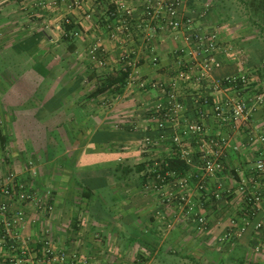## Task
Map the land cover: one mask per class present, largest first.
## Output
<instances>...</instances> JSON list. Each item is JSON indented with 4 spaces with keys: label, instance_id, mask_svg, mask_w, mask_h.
Returning <instances> with one entry per match:
<instances>
[{
    "label": "crops",
    "instance_id": "0c3cea01",
    "mask_svg": "<svg viewBox=\"0 0 264 264\" xmlns=\"http://www.w3.org/2000/svg\"><path fill=\"white\" fill-rule=\"evenodd\" d=\"M248 2L250 0H184L182 11L184 15L195 18L205 30L218 29L224 46L233 45L237 51V38L240 35L248 36L255 32L259 34L248 12L246 5ZM108 3L107 0H79V3L77 0H23L19 3L20 6L10 3L5 10L3 9L5 11L3 15L6 14L8 19H19L30 16L29 13L32 14L34 11L35 15L47 20L40 26L42 28H37V31L44 35H50L49 24L55 25L59 35H65L67 29L65 20H70L74 25L72 31L79 30L82 35L84 32L89 33V49L97 42L104 46L105 61L108 60L105 65L109 63L107 69L119 71L124 67L120 59L122 50L107 37L110 25L109 12L113 9ZM133 3L136 6L134 17H137L142 11L140 5L142 2L136 0ZM28 30L24 24H14L9 31L19 35L27 33ZM139 37L126 44L127 47L130 45L137 47L138 66L129 69L136 78L132 77V80L128 78L126 87L117 89L115 93L109 91L101 93L103 98L114 101L107 104V110L100 112V117L106 114L103 119L97 115L96 120L99 119L100 122L95 132L89 136V151L81 154L79 158L72 157L63 161L74 163L71 168L74 171L77 169L76 174L84 167L89 168V172H81L79 177L69 178L70 182H67L65 188L53 182V185L59 187L53 186L55 208L48 218H41L43 224L40 221L38 227L30 225L29 233L36 234L37 228H47L60 245L69 250L77 249L85 253L93 264H264V243L260 239V233L255 230V223L263 216L264 210L250 215L249 224L239 239L226 244L219 241V238L230 229L233 220L239 224L235 225L234 230L242 227L243 219L250 210L244 196L237 193V189L233 191L232 198L221 197L219 200L209 201L201 200L195 186L190 188L187 192L189 200L193 199L195 204L199 205L200 211L209 216V228L200 234H197L192 221L186 216L184 205H165L162 201L163 196L143 190L145 172L150 160L153 158L166 160L174 155L171 136L176 130L164 131L167 138L164 142L159 141L158 136L161 132L156 129L154 121L147 114L148 102L153 104L158 101L159 94L152 91L149 86L141 89L140 83L169 81L173 77L177 60L175 52L180 41L167 31L159 32L152 43L143 42V37ZM24 39L25 37L20 38L15 45ZM253 40L247 37L244 40L245 46L241 43V49L243 48V51L246 49L251 61L258 49L264 57L263 42L259 39L255 43L257 46L255 49ZM41 44L49 45L45 38ZM57 46L71 58H75L79 50L75 44L65 46L60 43ZM155 56L160 62L159 69L152 65V58ZM220 58L223 63L221 68L213 72L214 78L236 73V63L232 58L222 55ZM245 63L247 69L252 70L256 62ZM91 67L97 66H89L91 71L89 83L98 79ZM62 80H58L57 84ZM254 81L256 84L257 79ZM70 83L58 90L45 92L44 101L49 100L54 93L61 94L62 102L57 106L60 109L59 115L70 110L66 101L77 95L78 81L73 80ZM261 86L258 91L264 92V82ZM38 92L23 91L24 95L20 94L19 100L26 98L27 104H30V100L36 98ZM94 92L89 88V100L97 99ZM205 92L206 89H196L188 85H183L181 89V95L188 103L192 96L203 95ZM91 103L93 101L89 102ZM21 104L23 102L9 107L6 102L0 110L10 115L13 123L26 130L27 127L18 122V117L14 113L16 105ZM196 115L198 114L193 110L187 113L190 119H194ZM131 116L132 118H129ZM47 120L49 121V118ZM115 121L123 128L114 130L112 125ZM204 122L207 138L223 130L214 120L211 109ZM56 123L63 124L65 121L57 120ZM260 134H264V109L254 110L251 113L250 124L242 130L239 138L238 136L235 138V141L239 139L248 142L249 145L244 153L229 152L226 166L235 168L234 171L229 174V170H225L224 173L210 179L211 186L221 185L222 196L231 185L237 187L240 176L245 175L247 171L249 174L254 168V165L250 168L246 162H254L264 150V145L258 140ZM147 137H151L155 145L144 151V140ZM189 148L190 153L196 157L197 144L194 139L189 140ZM96 162H101L104 165L103 169L96 168L97 165H94ZM74 184L80 192L74 189ZM52 200L53 198L51 202ZM212 242L216 246L226 248L218 250L216 247L211 248ZM256 248H260V251H255Z\"/></svg>",
    "mask_w": 264,
    "mask_h": 264
},
{
    "label": "built area",
    "instance_id": "2783aa9c",
    "mask_svg": "<svg viewBox=\"0 0 264 264\" xmlns=\"http://www.w3.org/2000/svg\"><path fill=\"white\" fill-rule=\"evenodd\" d=\"M107 1L113 6L109 12L107 37L122 50V70L129 72V80L136 78L129 69L137 68L139 62L137 47L126 46L129 41L140 36L143 42L152 43L159 32L165 31L180 41L175 52L173 77L169 81H143L140 87L149 86L159 94V100L150 103L147 114L161 132L160 142L167 138L164 131L176 130L171 136L175 152L171 158L183 160L190 169L184 175H177L165 170V160L153 158L147 165L143 190L163 196L165 205H184L186 216L193 217L196 230L204 233L209 228V219L196 211L187 192L195 186L201 200L221 198V185L211 186L210 179L225 172L230 151L240 153L247 149L248 142L235 141V138L250 124L251 113L264 104V93L252 95L254 80L245 62L236 63V73L214 78L213 72L223 63L220 56L234 59L236 50L221 45L218 29L205 30L195 18L184 15V0H139L142 11L137 17H134L136 6L133 3L136 0ZM65 22L71 23L70 20ZM81 34L79 30L72 31L75 37ZM105 56L106 50L101 43L90 46L89 58L94 62L105 65ZM152 65L159 69L156 56L152 58ZM183 85L203 88L207 92L192 96L188 103L181 95ZM210 109L225 132L222 130L207 138L204 121ZM190 110L198 114L194 119L187 116ZM192 139L197 144L196 157L190 153L189 140ZM258 140L264 145V134H260ZM154 145L155 141L147 137L143 150ZM254 162L249 174L240 176L237 182V193L244 196L250 207L248 215L243 219V226L236 230L234 227L238 224L234 220L231 222L230 231L219 238L221 243L239 239L249 224L250 214L264 210V150ZM226 191L230 196V190ZM48 199L21 183L7 181L0 187V264H93L85 253L69 250L56 242L47 228H38L36 234L29 233V226L36 225L39 215L53 212L54 206ZM19 202L24 205L18 206ZM28 207H33L34 211ZM255 230L264 243V214L255 223Z\"/></svg>",
    "mask_w": 264,
    "mask_h": 264
},
{
    "label": "rangeland",
    "instance_id": "374dc122",
    "mask_svg": "<svg viewBox=\"0 0 264 264\" xmlns=\"http://www.w3.org/2000/svg\"><path fill=\"white\" fill-rule=\"evenodd\" d=\"M22 1L23 0H0V107L4 106L6 102L9 107H11L12 104L18 105L23 102V104L19 106L16 105L14 113L18 117V122L27 127L26 130L22 129L19 124L16 125L11 121L12 119L9 114L7 115L4 111L0 110V187L7 181L21 183L26 188L38 194L41 193L40 195L44 196V198H49L48 200H50V202L53 198L51 202V204H53L55 202V190L53 186L59 185V187L65 188L67 187V182H70L69 178L79 177L81 172H89V168L84 167L82 170H78L80 173L78 172L76 174L75 171H77V169L74 171V169L71 168L74 163L71 164L63 161L72 157L79 158L81 154L89 151V136L95 132V128H97L98 122H100L99 119L96 120V118H98L97 115L99 116L100 112L107 110V104L114 101L113 99L103 98L101 93L106 91L115 93L117 88L112 87L103 92H101V90L104 87L106 78L109 75L116 74L118 71L108 70L107 67L109 63L100 65L99 62H89V33L87 32H84V34H81L79 37L72 35L74 37L73 39L66 40L64 39V35H59L57 33L55 25L49 24L48 27L53 30L48 31L50 35H44L37 31V28H42L40 26L45 24L47 20L35 15L34 11L32 14L29 13L30 16L19 19H8L6 14L3 15L6 6L10 5V3H12L11 5L20 6L21 4L19 3ZM14 24H24L25 28L29 30L27 33H19V35H17V33L14 35L9 31L12 30V25L14 26ZM65 24L67 23L65 22ZM43 27L45 28V26ZM24 37V40L19 41L20 43L15 45L20 38ZM247 37L254 39V47L255 49L257 48L255 43L261 39L260 32L259 34L255 32L248 36L240 35L237 38V51L234 53L233 61H235V63L256 62L252 70L248 69V74L252 76L253 80L257 79V83H253L252 85L255 96L264 93L258 91V88H262L261 85H263L264 82V57L261 56L258 49L254 52L255 55L252 61L251 59L249 60V54L246 52V49H244V51L243 48L241 49V43H244L245 46L244 40H246ZM43 38L47 40L49 45L46 44L43 46V44H41ZM33 39L34 41H32ZM35 41H37V44H34V46L32 45L33 47L30 50H26V46H28V44H33ZM60 43L65 46L66 44H75L78 46L79 50L75 58H71L69 54L64 53L63 49L57 46ZM113 43L115 45L117 44L115 42ZM221 45H224V43L222 42ZM232 48L234 49L233 45ZM106 62H108V60ZM93 65L97 67H91V70H94V74L98 79L89 83V74L91 73L89 66ZM60 79H63L62 82L57 84ZM73 80L78 81L76 89L77 95L75 98L66 101L67 106H70V110L67 113L59 115L60 109H58L57 106L62 102L61 94L58 95L54 93L49 100L44 101L45 92L58 90L64 85L68 86ZM89 88L95 91L94 97L97 99L89 100ZM26 90L31 93L33 91H39L36 98L30 100V104H27L28 100L26 98H21L22 101L19 100V95L21 94V96H23V91ZM91 101H93V103L89 104ZM148 105H150V102H148ZM261 106L260 109H264V104ZM105 115L99 116V118L103 119ZM59 117L60 119H58ZM48 118L49 121L47 120ZM52 118L56 121H65V123L58 124ZM129 118H132V116ZM112 127L114 130L123 128V126L118 125L117 121L113 123ZM240 134H242V131L237 133V138H239ZM237 141L240 142L239 139H237ZM97 149L101 150L99 147H97ZM245 151L246 150H242L240 153H244ZM246 163L250 168L255 164L253 161ZM94 165H97L96 168L99 169H103L104 167L101 162H96ZM234 169L235 168L232 169L230 167L226 170H229L230 174ZM247 172L245 175L248 174ZM53 182H57V184L53 185ZM234 186L233 184L229 188L231 193L230 196L227 195L228 191L226 190L228 189H226L225 195L221 197L232 198L234 196L233 191L237 189V187ZM74 189L80 192V189H78L75 184ZM191 202L194 204L196 211L201 212L199 205H197V203L195 204L193 199L191 200L190 198V203ZM17 205L23 206L24 204L19 202ZM28 209L34 211L33 207H28ZM250 215H253V213ZM48 216H50V213L39 215L38 222L36 223L37 227L40 221L41 223L43 222L41 218H48ZM206 216L209 218L207 214ZM188 219L192 221L197 234H200V232L196 230L193 217H188ZM228 231H230V229ZM225 234H223V236ZM211 248L218 250V248L225 249L226 247L216 246L212 242Z\"/></svg>",
    "mask_w": 264,
    "mask_h": 264
},
{
    "label": "trees",
    "instance_id": "16d2710c",
    "mask_svg": "<svg viewBox=\"0 0 264 264\" xmlns=\"http://www.w3.org/2000/svg\"><path fill=\"white\" fill-rule=\"evenodd\" d=\"M248 12L251 15L253 24L258 28L260 32L261 41L264 44V0H250L247 4ZM66 32L64 39L71 40L74 37L72 36V30L74 25L72 23L66 24ZM34 41V39L32 40ZM34 44H37L35 41L33 44H28L26 50H30ZM25 45V44H23ZM33 45V46H32ZM129 77V72L119 70L116 74L109 75L106 80L103 89L101 92L106 91L109 88L116 87L117 89H123L127 85V79ZM164 166L166 171L174 172L177 175L186 174L190 167L181 159L177 157H170L164 161Z\"/></svg>",
    "mask_w": 264,
    "mask_h": 264
}]
</instances>
